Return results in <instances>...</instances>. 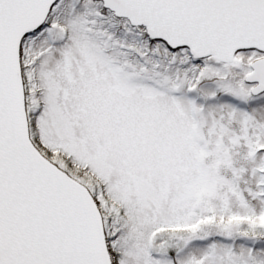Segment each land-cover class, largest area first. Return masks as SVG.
<instances>
[{
	"label": "snow or ice",
	"instance_id": "1",
	"mask_svg": "<svg viewBox=\"0 0 264 264\" xmlns=\"http://www.w3.org/2000/svg\"><path fill=\"white\" fill-rule=\"evenodd\" d=\"M0 264H264V0H0Z\"/></svg>",
	"mask_w": 264,
	"mask_h": 264
}]
</instances>
